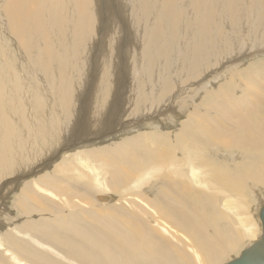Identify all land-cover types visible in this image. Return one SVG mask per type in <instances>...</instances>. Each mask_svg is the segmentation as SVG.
<instances>
[{"label": "bare ground", "instance_id": "1", "mask_svg": "<svg viewBox=\"0 0 264 264\" xmlns=\"http://www.w3.org/2000/svg\"><path fill=\"white\" fill-rule=\"evenodd\" d=\"M206 1L192 89L200 0H0V264H264V0Z\"/></svg>", "mask_w": 264, "mask_h": 264}, {"label": "rangeland", "instance_id": "2", "mask_svg": "<svg viewBox=\"0 0 264 264\" xmlns=\"http://www.w3.org/2000/svg\"><path fill=\"white\" fill-rule=\"evenodd\" d=\"M200 1H201V4L202 5L200 6L199 10L201 12L207 11V10L211 11L212 12V15L210 13L209 14L212 17V19L215 20V21H212L211 20L212 25H214V26H216L218 24L225 25V31H224L225 33H223V32L220 33L218 31H215V30L211 29V28H210V31H209L207 25H203V26H200V27L197 25V22H198L197 17L204 15L205 12L202 13V14H197L195 16V18L193 16L190 17V18H188V19L186 18V20H189L190 19V22H189V25L190 26L185 25L184 30L186 32H182V33L179 32V33H177V35L179 36L178 37L179 42L182 41L183 35H184V33H186L187 34V39H190L191 38L193 40L192 45H195V41L196 40H207V44L206 45L208 47H215L213 50H209L208 49L209 50L210 57H211V60H212L209 63L212 64V65L207 66V65L204 64V69H207L208 70L209 77L208 78L198 79V78H200L203 75V71H199L198 73H196L192 77L190 76V80L198 79V80H196L194 82V84L192 86V89H195V88L199 87L200 85L205 86L207 83L213 82V81L214 82H213L212 86L214 87L215 85H217V83H218L217 82V79H222V77H221L220 74H217V71H214V66L216 64H224L225 62H229V61H230L229 64H231L232 61H236L239 58L241 52L244 49L246 51H249V50L252 51V49L254 47L251 44V41H247V43H243L241 41L240 42H237L236 39L234 37H232L231 32H230V25L231 24H234V23L228 21V19L226 17V14H225V10H224V8L221 5L216 4L215 7H214V9H210V8H208V3H207L206 0H200ZM177 7L179 9L183 10V11H186L187 10V9L180 8L179 6H177ZM114 10L118 11L119 13L121 11H124V4L121 1L117 2V4L114 7ZM114 14L115 15H118L116 13H114ZM151 16H152V14H150L148 17H145V16L141 15V17L139 18V20L141 22H146V26L149 27L151 25V23H152ZM127 17L136 18V16L134 15V12L133 11H129V10H127ZM113 22H114L115 26H117L119 29H122V30L123 29H126V28L128 29V27H131L132 29H134V26L128 25L126 22H122V21H118V20H114ZM164 27H167V24L166 23L164 24ZM151 28H154V27H151ZM137 31L139 32V30H137ZM129 32H130V30H129ZM148 32H149V30H148V28H146V33H148ZM144 34H145V30H144ZM212 35L215 36V38H216V39H214V42H215L214 44H210V37ZM125 36L126 35L123 33V35L121 36L122 39H120V43L121 44L120 45H117L118 50H115V52L116 51L119 52V53L116 52V54L120 55V57H119L120 59H118V63H119L118 64V66H119L118 69H119V71H122L123 69H125V67H126L125 65H127L125 63V62H127V60L125 58L126 57L125 56L126 55L125 54V49L122 47V44H126L125 41H124L125 40ZM137 36H138V34H137ZM130 37H132L131 32H130ZM128 40H129V37H128L127 41ZM170 42L172 43V41H170ZM68 52H69V54H71L73 56H77L78 55L79 56V61H85L84 58H83V56L81 54H78V52L76 50L75 51H73V50L70 51L69 50ZM132 57L134 59H139L138 58V53L136 51H134V53L132 54ZM249 60L250 61H254L256 59H253V60L249 59ZM201 63H203V60H200V64ZM95 64H96V60H93L92 63H91V65L92 66H95ZM81 66H82V68H81V71L80 72L83 73V70H84V67L85 66L84 65H81ZM199 70H200V68H199ZM213 72H216V74H214ZM186 75L187 74H182L181 75L182 76V79H184L186 77ZM87 76H89V75H87ZM86 81L89 82V81H91V79H89L87 77L86 78ZM74 82H75V85L78 86L77 85V82H76V78L74 79ZM190 84H191V82H190ZM186 87H187V85L184 86V88H186ZM70 88L71 87L69 86L68 89H70ZM36 90L39 91V89H36ZM178 92H179L178 90H175L171 94L175 97V95ZM180 93H183L182 89L180 90ZM181 96H184L185 97L184 94L183 95L181 94L180 97H179V101H181L184 98V97L181 98ZM9 100H10V98H8V100H7L8 107H9V103H10ZM179 101H177L176 104ZM6 114H12V111L10 109H8V112ZM83 125H84V122H83Z\"/></svg>", "mask_w": 264, "mask_h": 264}, {"label": "water", "instance_id": "3", "mask_svg": "<svg viewBox=\"0 0 264 264\" xmlns=\"http://www.w3.org/2000/svg\"><path fill=\"white\" fill-rule=\"evenodd\" d=\"M263 218L264 217L261 215L262 226L264 228V220H263ZM229 264H255V262L253 260L251 261L247 257H242V258H239L237 260H234V261L230 262Z\"/></svg>", "mask_w": 264, "mask_h": 264}]
</instances>
